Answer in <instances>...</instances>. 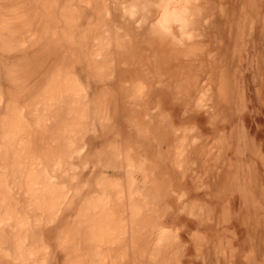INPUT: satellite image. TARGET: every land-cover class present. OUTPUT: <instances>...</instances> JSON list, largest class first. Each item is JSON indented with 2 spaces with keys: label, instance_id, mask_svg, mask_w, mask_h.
<instances>
[{
  "label": "rangeland",
  "instance_id": "obj_1",
  "mask_svg": "<svg viewBox=\"0 0 264 264\" xmlns=\"http://www.w3.org/2000/svg\"><path fill=\"white\" fill-rule=\"evenodd\" d=\"M239 9V0H0V264H208L217 233L235 264L249 252L264 259L259 217L249 236L236 200L215 219L178 203L171 167L179 141L204 123L190 98L202 68L188 58L189 33L197 48L237 60L255 48L248 79L264 87V44L258 35L249 44L242 23L237 41ZM215 77L226 96V78Z\"/></svg>",
  "mask_w": 264,
  "mask_h": 264
},
{
  "label": "clouds",
  "instance_id": "obj_2",
  "mask_svg": "<svg viewBox=\"0 0 264 264\" xmlns=\"http://www.w3.org/2000/svg\"><path fill=\"white\" fill-rule=\"evenodd\" d=\"M239 3L232 25L237 41L242 23L249 44L257 35L264 44V0ZM186 38L191 45L188 58L202 68L190 85V98L204 123L201 126L197 121L186 132L173 155L171 167L182 198L177 202L188 200L215 219L224 200H236L237 218L246 214L250 220L246 221L248 235H255V219L259 217L260 236L264 237V123L257 122V118L264 120V87L256 93L248 79L254 71L256 49L241 48L242 55L237 60L206 47L197 48L195 32ZM259 59L264 67V47ZM217 72L226 78V96L217 94ZM248 242L246 237L245 243ZM207 245L208 264H235L231 242L222 240L219 233L210 236ZM252 255L248 253L244 264H264V259L255 260ZM220 256L223 260L217 259Z\"/></svg>",
  "mask_w": 264,
  "mask_h": 264
},
{
  "label": "bare ground",
  "instance_id": "obj_3",
  "mask_svg": "<svg viewBox=\"0 0 264 264\" xmlns=\"http://www.w3.org/2000/svg\"><path fill=\"white\" fill-rule=\"evenodd\" d=\"M181 7H182V9L185 8L184 5L181 6ZM179 8H180V7H179ZM177 10H178V8L175 9V12H176ZM186 10H187V8H186ZM166 12H167V11H166ZM188 12H189V10H188ZM186 13H187V12H186ZM162 14H163V13H162ZM164 14H165V13H164ZM189 14H190V12H189ZM173 15H174V14H173ZM162 18H163V17H162ZM175 18H176V17H175ZM184 19H186V20H187L186 22L189 23V20H188L187 18L184 17ZM181 20H182V17H179V18L177 19L178 22H181ZM162 22H163V21H162ZM163 23H164V22H163ZM153 28H154V29L156 28L155 25H154ZM153 28H152V29H153ZM152 29H151V32H152ZM162 29H163V28H162ZM165 30H169V29L166 27L165 29H163V31H165ZM156 31H157V30H156ZM156 31H155V33H156ZM166 32H167V31H166ZM169 32H170V31H169ZM21 222H22V221H21Z\"/></svg>",
  "mask_w": 264,
  "mask_h": 264
}]
</instances>
